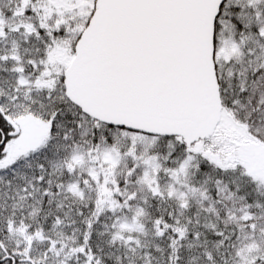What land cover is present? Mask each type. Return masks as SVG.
Returning <instances> with one entry per match:
<instances>
[{"label": "snow or ice", "instance_id": "1", "mask_svg": "<svg viewBox=\"0 0 264 264\" xmlns=\"http://www.w3.org/2000/svg\"><path fill=\"white\" fill-rule=\"evenodd\" d=\"M0 264H264V0H0Z\"/></svg>", "mask_w": 264, "mask_h": 264}]
</instances>
